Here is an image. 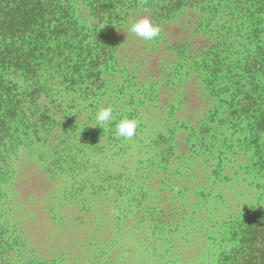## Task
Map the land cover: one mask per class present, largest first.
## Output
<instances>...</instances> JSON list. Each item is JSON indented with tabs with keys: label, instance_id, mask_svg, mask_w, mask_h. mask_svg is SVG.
<instances>
[{
	"label": "rangeland",
	"instance_id": "obj_1",
	"mask_svg": "<svg viewBox=\"0 0 264 264\" xmlns=\"http://www.w3.org/2000/svg\"><path fill=\"white\" fill-rule=\"evenodd\" d=\"M71 2L63 41L0 66V264H231L264 242V9ZM145 16L151 42L127 31Z\"/></svg>",
	"mask_w": 264,
	"mask_h": 264
},
{
	"label": "trees",
	"instance_id": "obj_2",
	"mask_svg": "<svg viewBox=\"0 0 264 264\" xmlns=\"http://www.w3.org/2000/svg\"><path fill=\"white\" fill-rule=\"evenodd\" d=\"M254 1L264 9V0ZM169 3L180 8L199 0H170ZM77 23L71 0H0V66L4 59L33 57L54 39L63 41L61 31ZM214 55L218 56L219 52ZM259 223L263 226L264 221ZM250 231L242 239L245 252L231 264H264V242L251 238L254 229Z\"/></svg>",
	"mask_w": 264,
	"mask_h": 264
},
{
	"label": "clouds",
	"instance_id": "obj_3",
	"mask_svg": "<svg viewBox=\"0 0 264 264\" xmlns=\"http://www.w3.org/2000/svg\"><path fill=\"white\" fill-rule=\"evenodd\" d=\"M127 31L141 38L146 42L154 41L160 36V26L153 23L147 16L135 19L130 23ZM112 108L104 107L97 111L95 116V126H100L102 129L105 124L112 121ZM139 121L134 118H124L116 123V135L124 139H131L136 135Z\"/></svg>",
	"mask_w": 264,
	"mask_h": 264
},
{
	"label": "crops",
	"instance_id": "obj_4",
	"mask_svg": "<svg viewBox=\"0 0 264 264\" xmlns=\"http://www.w3.org/2000/svg\"><path fill=\"white\" fill-rule=\"evenodd\" d=\"M100 152H101V150H100Z\"/></svg>",
	"mask_w": 264,
	"mask_h": 264
}]
</instances>
